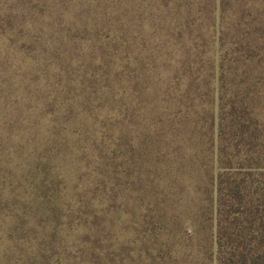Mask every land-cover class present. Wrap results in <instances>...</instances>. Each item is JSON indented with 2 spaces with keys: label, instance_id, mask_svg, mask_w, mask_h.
I'll return each instance as SVG.
<instances>
[{
  "label": "rangeland",
  "instance_id": "rangeland-1",
  "mask_svg": "<svg viewBox=\"0 0 264 264\" xmlns=\"http://www.w3.org/2000/svg\"><path fill=\"white\" fill-rule=\"evenodd\" d=\"M230 3L264 6V0ZM115 4L122 21L123 151L132 143L136 156L143 152V141L153 138L147 128L154 119L164 118L167 127L147 156L149 168L141 170L148 173L119 161L118 176L111 177L102 166L103 146L97 145L104 134V105L95 88L104 86V9ZM172 6L173 0H0V264H216L214 214L204 189L211 135L205 119L215 93L203 73L213 55V37L204 25L208 19L200 16L204 4L188 13L182 7L179 25L170 16L160 29L159 16ZM62 8L67 13L60 17ZM245 9L235 16L241 18L239 29L242 22L255 26L260 20L256 25L264 27L263 11L260 18ZM185 19L193 22L191 30ZM62 26L84 46L65 49ZM242 35L231 27L224 38L236 49ZM248 40L251 54L252 35ZM256 51L264 57L263 47ZM202 52L206 60L185 73L181 63ZM62 53L70 54L68 65L60 66ZM158 55L166 60L160 62ZM232 60L236 76L229 81L237 84L246 75ZM248 68L264 77V60ZM67 71L77 75L68 86L70 97L61 91L70 78ZM86 71L96 73V83L89 94L78 95L83 83L90 84L82 76ZM186 75L203 78L193 83L198 90L188 86ZM262 88L252 103L264 130V80ZM72 96L74 110H64L60 100ZM184 117L197 120L198 128L188 125L186 145L179 146L172 126ZM157 161L161 166L152 168Z\"/></svg>",
  "mask_w": 264,
  "mask_h": 264
},
{
  "label": "trees",
  "instance_id": "trees-1",
  "mask_svg": "<svg viewBox=\"0 0 264 264\" xmlns=\"http://www.w3.org/2000/svg\"><path fill=\"white\" fill-rule=\"evenodd\" d=\"M230 2L231 0H173L172 14L170 9L169 13L159 16V28L163 30L170 16L175 18L176 25H179L178 15L182 7L188 13L195 4L199 7L204 4L201 9L199 8V12L200 16L204 13L205 19H208L207 25L205 23L204 25L209 29L211 28L214 44L213 55L207 59L208 62L206 61L209 69L203 73V76L207 74L206 78L209 77L213 82V92L215 93V98L213 97L210 101L212 104L215 101V106L213 105L215 108L212 107V110L207 112V118L205 119V122H209L207 123V132L211 135L206 141L207 158L210 165L209 168L207 165L205 175L208 177V187H204L207 200H209L208 206L211 215L214 214L215 221L214 259L216 264H264V130L258 119V112L252 103L253 97L256 94L259 95L263 89L264 77L260 73H252L251 69L248 68L252 65L259 67L264 60V57L256 51V49L264 48V36L261 35L264 27L256 25L262 23V20H260L255 26L248 22H242V27L239 29L241 18H235L238 15L239 8H246L247 13L253 9L256 15L260 16L259 11H263L264 14V10L260 9L264 6L260 4L233 6ZM208 4H210V7H207ZM62 9L60 17L67 13L65 8ZM146 10L153 12L154 8L147 7ZM249 15L247 14V16ZM188 16L190 15H187V18ZM103 20L104 86L95 88L97 92L101 90L103 101L100 100V102H103L101 106L104 105V134L97 144L103 146L101 159L104 165L102 166L104 172L109 173L111 177H117L119 173L117 171L118 162L131 161L133 166L137 165L138 172L146 174L148 173L146 170L143 172L141 170L149 168L146 166L147 156L153 151L155 145L162 138L164 139L165 132L163 130L164 127H167V124L164 118L154 119V122L149 123L147 130L153 133V138L148 142L143 141V152L138 156H136L137 150L136 154L134 152L132 143H129L130 150L123 151L121 131L124 124L120 120L118 109L122 84L119 57V29L122 21L119 6L115 4L105 7ZM246 24L251 28H245ZM183 25L191 30L193 22H188V19H185ZM231 27H235L239 32L243 31L242 38L237 40L239 45L236 49L233 47L234 42L224 38ZM60 30L66 38L63 42L65 49H77L80 43H77L75 37L69 34V28H63L62 26ZM249 35H252L251 54L246 50L247 46H250ZM256 35L258 37L254 39L253 36ZM95 40L101 42L100 39L96 38ZM82 46L84 44L80 45V47ZM88 47L89 45L86 44L85 48L87 50ZM240 47L243 49L242 53L239 52ZM91 49L94 51L97 47L93 45ZM236 52L238 53L237 58L234 56ZM202 53L197 54L198 58L195 61L191 59V61L186 60L181 63L185 68V73L194 70L193 68L198 64L197 62L202 64L206 60L203 57L206 52ZM91 55L89 51L88 57L91 61H94L95 58ZM69 57L70 54L62 53L59 57L60 66L68 65ZM157 59L160 62L166 60L163 59L162 55H158ZM231 60H236L239 66H243L242 73L246 75L237 84H233L232 80L229 81V77L235 75L230 71L229 64ZM197 69H200V65ZM75 74L69 73L68 83L62 86L61 91L67 97H70V88L68 87L70 82L76 81L77 75L75 76ZM95 74V72L88 73L86 71L82 75L85 76L86 82L90 84L85 86V83H83L79 87L80 92L78 95L86 94L89 88L92 87L91 83H96ZM186 76L188 86L191 85V87L198 90L196 86H193V83L201 82L203 78L200 75L195 78L189 75L190 79L188 75ZM253 76L255 77L253 78ZM156 79L154 77L152 82H156ZM251 80L254 82L251 83ZM67 97L60 100V105L65 106L64 110L71 108L73 111V105H76L74 96L69 101L66 99ZM87 99L90 100V97H87ZM188 125L190 129H196L198 128V121L185 117L183 119L178 118V121L172 126L174 138L179 139L181 142L179 146L186 145L188 139L183 137L185 134L183 130ZM94 143L96 144L97 140ZM82 148L78 146V149ZM150 166L157 168L161 166V163L157 161ZM149 176L151 175L149 174ZM212 216L210 219H212Z\"/></svg>",
  "mask_w": 264,
  "mask_h": 264
}]
</instances>
